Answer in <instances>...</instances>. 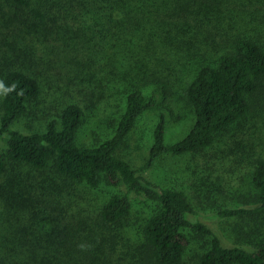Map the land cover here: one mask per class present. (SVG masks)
Listing matches in <instances>:
<instances>
[{"label": "trees", "instance_id": "obj_1", "mask_svg": "<svg viewBox=\"0 0 264 264\" xmlns=\"http://www.w3.org/2000/svg\"><path fill=\"white\" fill-rule=\"evenodd\" d=\"M52 39L65 45L51 48L46 43ZM80 49L95 73L99 65L113 74L106 86L118 100L122 96L107 133L80 142L91 115L75 102L40 130L17 128L42 92L36 71L46 60L40 50L73 67ZM204 49L217 55L198 63L183 90L195 114L190 131L169 143L162 113L147 159L126 158L139 120L157 105V88L173 87L158 71L173 69L164 51L193 60ZM93 56L108 60L107 70L92 63ZM256 101L264 105V0H0V264H183L189 229L204 240L198 264H264V146L250 162L249 206L218 213L251 220V249L225 246L207 225L190 220L195 209L183 190L159 188L139 174L169 156H196L212 147L254 106L264 116ZM9 162L20 174L6 175ZM71 181L118 190L91 222H77L63 203ZM135 195L152 202L139 230L129 221ZM126 233L132 237L124 250L118 244Z\"/></svg>", "mask_w": 264, "mask_h": 264}, {"label": "rangeland", "instance_id": "obj_2", "mask_svg": "<svg viewBox=\"0 0 264 264\" xmlns=\"http://www.w3.org/2000/svg\"><path fill=\"white\" fill-rule=\"evenodd\" d=\"M77 29L76 26L74 30ZM75 32L73 31L71 35ZM46 44L51 48L56 45H65L61 40L55 39ZM80 52L81 54L77 57L79 63L74 62L72 67L54 60L52 53L45 56L44 51L40 50L38 56L46 60H39L40 66L36 71L42 83V92L30 105L27 115L20 120L17 128L24 132L40 130L49 121L58 119L67 103L75 102L82 105L87 115H91L86 118L87 123L90 122V124H85L81 130L80 142H87L94 136L103 137L107 133L111 116L124 104L122 96L119 93L120 100H118V97L113 94L114 91L111 93L106 86V77L109 75V78L113 79V74L102 72L99 65L97 66L99 73H95L96 69L90 65L86 51L80 49ZM53 55L54 58L57 57L55 53ZM163 55L173 69L161 66L158 71L172 81L173 87L168 92L157 88L156 107L145 113L139 120L125 145L124 156L131 161L147 159L153 144V131L162 113L167 117L169 143H174L187 135L195 122V114L184 99L183 90L195 75L198 63L204 59L213 58L217 52L204 49L199 51L193 60L185 56V53L179 54L172 50L164 51ZM92 59L94 60L92 63L97 62L107 70L105 64L109 63L108 60L103 62L95 56ZM91 74L98 77L96 81ZM256 102L264 108L260 101ZM263 118L260 109L254 106L246 120L232 127L228 133H224L222 139L220 138L221 141L218 139L212 147L196 156H169L155 170L139 174L159 188L177 187L183 190L195 209V214L190 216V220L207 225L221 238L225 246L241 245L251 249L252 244L256 242L255 236L249 238L246 234L251 220L248 218L236 220L223 217L218 213L221 208L249 206L245 202L244 194L249 192L252 182L253 166L250 162L264 146ZM18 170L16 165L9 162L6 175L20 174ZM47 172L52 174L51 170ZM4 179L3 177L2 180ZM60 181L62 180L57 182ZM117 190L107 184H103L98 189H92L71 181L67 193H64L63 203L66 202L69 217H74L76 221L91 222L98 208L112 192ZM151 205L152 202L145 197L133 196V210L129 215V221L133 226L131 230L134 228L139 230L141 226L139 221L149 215ZM187 234L191 239V246L186 252L183 264H198L196 255L203 251L204 240L190 229ZM131 237L130 233H126L119 241V248L127 250L126 245Z\"/></svg>", "mask_w": 264, "mask_h": 264}]
</instances>
